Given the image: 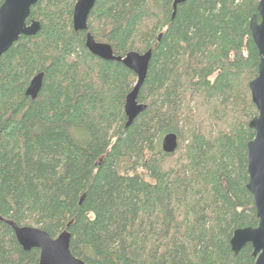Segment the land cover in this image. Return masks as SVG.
<instances>
[{"label": "trees", "instance_id": "1", "mask_svg": "<svg viewBox=\"0 0 264 264\" xmlns=\"http://www.w3.org/2000/svg\"><path fill=\"white\" fill-rule=\"evenodd\" d=\"M258 1L187 0L172 16L173 0H96L76 32L77 0H39L27 22L40 31L0 58V217L52 239L68 232L84 264H254L249 245L234 255L229 241L257 226L246 147ZM87 33L117 57L151 51L146 108L128 127L136 76L91 55ZM38 260L1 221L0 264Z\"/></svg>", "mask_w": 264, "mask_h": 264}, {"label": "water", "instance_id": "2", "mask_svg": "<svg viewBox=\"0 0 264 264\" xmlns=\"http://www.w3.org/2000/svg\"><path fill=\"white\" fill-rule=\"evenodd\" d=\"M39 0H4L0 6V58L18 41L21 36L33 37L40 31L38 22L27 24L31 8ZM187 0H173V15L177 6ZM96 0H77L73 7L72 25L74 31H87V19ZM257 13L249 21L252 41L259 55L257 76L249 83L251 101L257 115L251 119L248 127L254 132V137L247 143V191L251 194L257 218L256 227H246L233 232L229 245L234 255L245 246L252 248L254 264H264V0H259ZM85 48L88 52L104 61L121 63L136 76V82L125 97L124 114L128 127L134 119L146 108L137 103V96L142 87L151 51L144 54L129 52L124 57L114 56L112 48L105 43L96 42L89 33L85 37ZM42 73L35 75L26 91L25 96L34 100L42 85ZM177 148V137L170 133L161 140V149L166 154H172ZM11 227L18 244L24 251L39 250L37 264H84L74 257L70 250V235L63 231L52 239L44 231L36 227L17 226L15 223L3 220Z\"/></svg>", "mask_w": 264, "mask_h": 264}, {"label": "bare ground", "instance_id": "3", "mask_svg": "<svg viewBox=\"0 0 264 264\" xmlns=\"http://www.w3.org/2000/svg\"><path fill=\"white\" fill-rule=\"evenodd\" d=\"M72 16H73V10H72ZM31 22H33V21H30V22H27V21H26L27 24H30ZM35 22H36V21H35ZM72 26H73V25H72ZM137 103H138V102H137ZM230 249H231V248H230ZM232 253H233V252H232Z\"/></svg>", "mask_w": 264, "mask_h": 264}]
</instances>
